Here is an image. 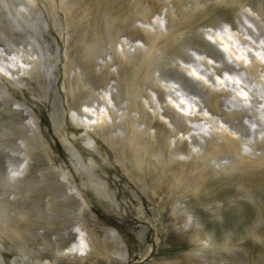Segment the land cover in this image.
Instances as JSON below:
<instances>
[{"label":"bare ground","instance_id":"obj_1","mask_svg":"<svg viewBox=\"0 0 264 264\" xmlns=\"http://www.w3.org/2000/svg\"><path fill=\"white\" fill-rule=\"evenodd\" d=\"M13 1L14 11L18 16L28 18V21L30 18L32 20L36 18L35 7L41 5L39 10L41 13L43 11L45 12L43 15L47 14L46 19H48L51 28H56V26L51 24V20L53 19H55V21L57 20L60 25L59 15H62V18L66 20L68 14L79 13L78 25L81 26L80 29L84 30L89 20L92 21L98 29L93 35V40L89 41L91 44L98 43L101 39H103V41L108 40L109 38L107 37L103 38V36H106L108 30L109 32L116 30V35L124 32V30L128 31L130 29V22L134 19H140L143 23L150 22V14L153 13L155 8V4H153L146 12L147 14L145 12L142 14L138 13V9H140L138 3L142 1L151 2L150 0H26L28 7L24 5L23 9H19L18 7L21 1ZM172 2L180 8L184 5V0H172ZM118 3L119 5H117V8H110L108 11L103 10V8L109 4L114 5ZM29 4L31 9L29 8ZM185 10L187 9H182L180 11L181 15L174 22L173 28L167 31L162 30L159 22L151 23L153 26L152 29L141 28L144 33L142 40L148 47L144 48L137 46L134 52L125 50L129 53V57L119 59V67L121 66L124 69L126 82L130 89L127 96L129 102L124 105L125 107L120 108V110L122 109L121 119L122 121H126L128 127L125 138H120L118 140V145H115L113 140L107 141L110 147L113 148L111 152L109 151V153L105 155L98 151V147L95 146V150L93 149L94 151L91 155L90 163L87 164L99 180H94L89 177V175L83 174L74 157L57 152V147L51 144L47 139L38 137L35 140L28 139L18 144L15 143L10 136L0 137V155L11 159L18 157L21 160H26L28 163L30 156H25L21 154V152H6L5 148H14L17 150L30 149L32 150L31 156L35 155L40 159L39 164L33 165L28 163V166L21 171V174L13 176V179L8 177L6 173L4 177L0 175V192L2 194V198H0V257L2 261H0V264H77V260H79L77 257L78 254L75 253L73 249L69 252H64L63 250L61 252L60 249L68 238L73 236V228L71 229V227H76L78 225V227L83 230V228H81L83 226L78 224L79 216L76 214V205L79 204L76 198L77 195L82 193L81 196L86 197L87 193H92L95 199L94 201L92 200V203L94 202L97 205L103 204L107 207H109V204L113 206L114 200L112 192L109 191L107 183L106 187H104V184H102L104 180L97 175L98 173H102L101 171L103 168L106 169L109 167L118 169L124 180L138 192L139 199L148 202V204L155 203V199L159 196V191H162L165 196L156 203V208L159 210L158 212L161 217L165 214L166 208L177 204V201H180L179 199L182 196L195 195L198 191L196 184L199 178L205 173H207L209 177V167L208 172L204 170V164H201L200 167L193 172L185 170L176 171L174 169L175 162L178 160L173 156V153L184 149L182 145L186 142L184 138H180L175 134V130H188V128L185 127L184 124H180V120L177 119L178 115L174 114L171 109H169V106H175V103L178 106L192 105L199 107V111H202V106H200V104L203 103L205 107L210 109L208 110L209 112H216L225 119L233 121L234 123L230 126L236 129V131L238 130L237 132L241 133L245 138L251 136L253 132H258L260 129L263 130L264 122H262L258 117L257 111H255V107L260 102L256 90H252L251 106L242 110H238L236 106H234V100L227 99L224 102L221 101L219 93L221 92L227 95V89L223 87L224 85L235 87L240 82L245 83L248 81H254L252 85L258 89H263V73H260L259 69L263 65L259 58L264 59V54H259V52L263 51L264 48H255V50H258V54L254 55L251 49L249 50L250 47L238 48L235 44L233 45V41L228 38L230 35L227 33L225 34L226 31L222 30L218 33L219 30L216 29L212 32V38L215 42L223 46L233 63H229L225 57L219 53L217 49L211 47V45L210 47L206 45L198 47L197 50L215 58L216 61L218 60L217 63L219 64L210 63V61L203 56L196 58V56L189 55L183 49L185 41L189 40L184 39V36L189 35L198 24L196 20L198 10L194 12L191 11V13ZM93 15H95V19L92 18ZM244 15L245 19L242 17L238 18V24L236 22L232 23L233 29L235 28V33L233 30V32L230 31V34L239 41H243L242 43L248 45L251 43L250 39L259 40L257 38L258 34L251 26L252 23L255 21L256 25L258 26L259 24L261 27L262 24L250 13L244 12ZM19 25L21 28H24L25 24L19 21ZM58 28L59 26L56 28L57 31H59ZM68 29V24H64L63 30L67 31ZM87 29L89 30V27ZM258 30L260 35L264 33L262 29H259V26ZM221 32L223 33L221 34ZM133 37L132 35L131 38ZM190 39L191 41H189L192 43H207L203 41L201 35L195 34V36L193 38L190 37ZM0 45L4 48V51H10L14 47L8 42H5V44L0 43ZM85 45L86 44L83 45V48H80V45L78 50H76V55L74 59L70 61V64L72 61L77 62L82 57H87L88 59L90 46ZM158 48L161 49V56L157 53ZM48 50L49 55L45 59H40L37 55L34 57V53L31 52L33 51L32 48H30V50L26 49V55H24V57L29 61L25 70H29V73L33 71L36 73L39 83L34 86V90L39 93L43 103L48 106L52 104L55 108V106H57L55 103L56 97L53 96L52 86L56 81L63 83L65 78H67L66 72L68 70L67 64L64 63L66 60L62 58V55L60 54L59 57H54L50 50V45ZM177 53L183 58V61L189 60L188 62H191L192 65L184 67L178 63L171 64L169 61L171 58L170 55ZM137 56H140V60H137ZM109 62L98 64L100 70L107 69L110 65ZM201 66L205 68H201ZM155 68L159 71L160 76H167L168 74L177 84H168L166 86L158 84L157 78L153 75V70ZM222 69L233 72V77L229 76L230 79L221 76L220 72ZM50 70H54V77L48 76L50 75ZM185 70L189 71L193 77H196L197 81L186 77L184 74ZM240 70H243V73H240ZM261 71L263 72L264 69ZM215 75L219 76L215 78ZM109 76H117V73H109ZM253 78H256L258 81L253 80ZM196 82L200 83V87L197 86ZM259 82L263 84V88ZM144 85L156 90L160 100L163 99V93L164 95L168 93L171 97V103L162 104V114H166L170 117L174 130H168L167 137L162 135L161 138L164 139L162 141L158 139V128L153 132L154 138H152V133L148 130L150 126L154 127L158 124L157 117H159L160 111L156 110L155 106H158L157 103L154 104L151 100L148 101V104H150L149 106L151 108H154V113L150 114L147 111L146 104L140 99L141 95H147L143 89ZM217 88L221 89L217 90ZM66 90L65 88V90L62 91L64 95L68 92V90ZM182 90L186 92L185 94L192 102L184 104L182 100L179 99L180 96H178V92ZM112 93H110L111 100L114 106H117L119 105V102H117L119 95ZM90 95L94 97L96 101L99 100V96L96 94L91 93ZM235 97L238 100H247L245 96L242 97L235 94ZM102 100L104 106H108L105 96H102ZM132 109H135V112L138 113L139 116L132 115ZM118 111L119 109H110V113L112 114ZM78 113L80 116L78 115L76 118L70 117L69 119L72 120L73 126L82 132L79 137L74 136L71 138L74 143L77 145L79 144L78 146L81 147L79 140L83 135L90 134L92 129L89 126L91 124H99L98 127H102L100 125L102 114L99 109L95 111L79 110ZM196 118L208 120L206 115L196 116ZM245 118L248 120L246 121ZM78 119L81 122H78ZM135 121L142 122L144 127H137ZM253 121L257 124L258 129L251 127ZM214 122L222 129V132L215 133L216 138L219 137L222 139V146L214 142V140H207L208 138H206L204 143H200V145L203 144L208 155L214 153L217 155V153L222 154L227 152L230 155L233 154L238 157V155H240L238 150V139L229 134V131L224 127L221 120L217 119ZM214 122L213 120L210 121V123L213 124ZM25 128L29 129L30 127L26 124ZM59 131H62V127L59 128ZM8 133L10 132H6V134ZM175 135L174 147H172L170 144V136L172 137ZM93 136L94 139L98 140V143L101 142L99 134L93 133ZM260 136L262 137V134ZM191 137L193 142H198L194 135ZM261 140H264V136ZM256 141L258 142V138H256ZM84 146L87 147L88 150L92 148L86 144ZM252 146H256V144H252ZM157 149L162 151V161L158 159L157 155L156 157L154 156L153 151ZM97 153L98 155H96ZM196 153L198 155L200 151ZM240 160L243 163L245 162L246 166H240L239 170H237V167L231 166L228 170L229 173H238V177H245V174H259V164L257 161L247 162L244 158ZM227 163L226 161L224 162V164ZM260 164L263 165L264 162ZM247 165H255L256 167L248 169ZM65 166L68 167L67 172L65 171ZM12 171L18 173L20 169H13ZM59 177H61V180ZM148 178H150V187L146 185L149 180ZM93 181H96L98 184H93ZM97 185H100L101 191L98 190ZM100 192H103V195ZM125 194L133 203L126 202V207L124 202L119 201L118 205L115 207V209L117 208V213L121 216H128L130 215L129 209L132 208V213H135L140 218H144L142 207H136L137 200L131 197L132 195H129V193L125 192ZM160 201L166 202L159 204ZM83 203L87 207L92 205L88 200H83ZM176 211H178V207L174 208L172 215H175ZM51 235L55 236L54 240L50 238ZM108 239L110 240V238ZM93 240V237L87 240L91 248L88 255H90V257L103 255L108 259V240L103 239L102 241L104 252H100L99 249L97 251ZM91 245H93V248ZM11 257H13V262L11 261ZM49 259H52V262ZM129 260L130 258L127 259V261ZM135 261L139 260L136 259Z\"/></svg>","mask_w":264,"mask_h":264},{"label":"rangeland","instance_id":"obj_2","mask_svg":"<svg viewBox=\"0 0 264 264\" xmlns=\"http://www.w3.org/2000/svg\"><path fill=\"white\" fill-rule=\"evenodd\" d=\"M19 1H21V4L18 5L19 9H23L24 5H28L26 0H18V2ZM150 1L151 2L142 1L141 3H138L140 6L138 13L141 14L143 12L146 13L149 8L155 4L154 11L150 14V22L143 23L140 19H134L130 22V29L128 31L124 30V32L116 35V30L113 32H109L108 30L106 36H103V38H109L108 40L103 41V39H101L98 43L91 44L89 41L93 40V35L98 29L90 20L87 21L84 30L80 29L81 26L78 25L80 17L79 13L68 14L66 20L65 18H62V15H59L60 25L57 20H51V24L56 26V28L59 26V31H57L56 28L50 27V23L48 19H46L47 14L43 15L45 12L43 11L41 13L39 10L41 5L35 7L36 18L34 20L30 18L28 21V18L23 16L20 17L14 11L12 4V2H14L13 0H0V43L5 44V42H8L14 46L10 51H4V48L0 45V77L3 78V80L0 78V106L2 108L5 106H11L13 110H16L17 106H31L35 114H37V112L39 113L44 108L43 106H48L41 101L42 98L39 93L34 90V86L39 83L36 73L34 71L31 73L25 72L27 71L25 70V66L28 62L24 57V55H26L25 50L32 48L33 51L31 52L34 53V56L37 55L40 59H45L49 55V45L54 57H59L60 54L63 56L65 54L67 67L69 65L67 68L68 71L66 72L67 78H65L63 83L59 84V81H56L52 86V92L54 93L53 96L56 97L54 98L57 106L54 109V106L49 104V110H45L48 112L52 129L43 127V132L47 138L53 140L58 139L63 152L75 157L79 169L91 177L94 174L89 169L90 166L87 164L89 163V157L86 156V160H84L82 155L73 147L69 139L71 133H68L66 129L68 108L65 111V106L75 105L79 106V109H87L88 106H104L102 96L107 98L108 106H114L110 96V93L112 92L119 95L117 98L119 105L117 106H124L129 102L127 96L130 89L126 82L124 69L121 66L119 67V59L129 57V53L126 51L134 52L137 46L144 48L148 47L142 40L144 33L141 28L152 29L153 26L151 23L159 22L162 30L167 31L168 29L173 28L174 22L180 17V11L182 9H187L185 11L190 13L191 11L194 12L198 10L196 15L198 24L189 35L184 36V39H189L191 41L190 37L193 38L195 34L201 35L203 41L207 42L206 46L210 47L211 45V47L217 49V51L221 53L229 63H233V61L225 51L220 50L218 43L210 36L215 29L225 30L228 27H231V30H234L235 33V28L233 29L232 23L236 22L238 24L239 17L245 19L244 12H247L262 24V27L259 24L258 26L259 29L264 31V0H184L182 8L173 4L172 0ZM117 5H119V3L114 5L109 4L104 7L103 10L108 11L110 8H117ZM29 8L31 9L30 4ZM92 18L95 19V15H93ZM18 20L22 24H25L24 28L20 27ZM64 24H68L69 29L67 31L63 30ZM251 26L258 34L257 38L259 40L250 39L251 43L247 45L242 43L243 41L241 42L234 38L231 34L229 39H231L233 45L235 44L238 48L250 47L249 50L251 49L255 55L258 54V50H255V48H264V33L261 35L259 34L258 26L255 21ZM88 27L89 30L87 29ZM132 35L134 36L133 38H131ZM189 40L185 41V45L183 46V49L187 54L196 56V58L203 56L204 58H207L210 63L218 62L215 58L197 50L198 47H202L205 44L200 42L192 43ZM84 44L90 46L88 59L87 57H82L77 62L72 61L70 64V61L73 60L76 55V50H78L80 45V48H83ZM25 45L26 48H24ZM157 53L161 56L160 48L157 49ZM260 53L264 54V50L259 52V54ZM170 56L171 58L169 61L171 64L178 63L184 67L192 65L191 62H188L189 60L183 61V58L178 53L171 54ZM137 60H140V56H137ZM259 60L263 65L259 69L260 73H263L262 79L264 81V71H261L264 69V59L259 58ZM105 62H109L110 65L107 69L100 70L98 64H104ZM201 68L205 67L201 66ZM112 72H116L117 76H109V73ZM49 73L50 75L48 76L54 77V70H50ZM240 73H243V70H240ZM23 74L25 75L24 77ZM184 74L186 77L197 81L196 77H193L189 71L185 70ZM153 75L157 78L158 84L162 86L177 84L173 78L168 76V74L167 76H160V73L156 68L153 70ZM220 75L230 78L229 76L233 77V72H228L226 69H222ZM217 76L219 75H215V78ZM198 77L201 78L200 76ZM253 80L258 81L256 78H253ZM4 81L10 87V90L5 89ZM253 83L254 81H248L245 83L240 82V85L238 84L235 87L224 85L223 87L227 89V95L220 92L219 98L223 102L227 99L234 100V106H238L241 109L244 106H251L252 90H256L260 101L257 106L264 107V85L259 82L263 89H258L252 85ZM196 84L200 87V83L196 82ZM65 88L68 92L64 97L62 91L65 90ZM221 88H217V90ZM143 89L147 95H141L140 99L146 104V106L150 105L148 104V101L150 100L153 101L154 104L157 103L158 108H160L162 104L171 103V97L168 93H165V95L163 93V99L160 100L156 90L146 85L143 86ZM91 93L99 96V100L96 101L94 97H91ZM185 93L186 92L183 90L178 92V96H180L179 99L186 104L192 102ZM235 94L242 97L245 96L247 100H238L235 97ZM200 106L205 105L201 103ZM148 110L153 112L149 108ZM205 110L207 109H204V111ZM256 110L258 113L260 112V117L262 118V116H264V109L261 110L260 108H257ZM58 112L62 115L61 124L64 123L66 126L61 134L60 132H56V128L60 126L58 122L59 118L57 119ZM69 113L70 116H76L77 110L69 109ZM217 115L218 114L216 113L214 114L215 117L220 116ZM8 116V114L0 116V135L6 131L10 132L13 138L14 136L16 137L14 141H17V139L18 141H21V139L27 135L33 138L36 136L31 131L25 130L24 127H22L24 130L19 129L21 123H19L17 119L20 117L18 113L12 117ZM106 119L108 121L111 120L107 116ZM159 119L160 126L163 122L168 129H174L172 124L169 123V117H167L169 121L162 116ZM15 120H17L16 123ZM184 121L187 126L190 127L191 125L195 127L198 123H204L206 120L201 122L193 120L190 122L187 118H184ZM116 122L117 124H115L112 129L109 130V128H107L105 131L101 130L103 138L114 135L123 137V130H126L127 128L125 127V122H122L121 124L120 119H117ZM23 123H29L28 115L23 120ZM226 123L227 125L229 124L228 122ZM53 125L55 126V129ZM148 130L149 132H154L155 129L150 128ZM38 133L41 134L40 130H38ZM193 133L200 132L194 130ZM176 134L181 136L185 135L188 138L186 148L173 153L174 157L178 159L174 167L176 171L185 170L193 172L200 167L201 164H204V170L208 172L210 164H214L216 167L222 166L220 167V170H216L212 167L209 171V177L207 173H205L199 178V181L196 184L198 191L195 195H184L180 198V201H177L176 206L184 208L181 212L183 214H181V218L177 221H172L171 212L174 208H172V206L166 208L165 214L162 216L165 219H162L164 220V226H160V234H153L150 232V226H156V222H154L155 220L160 221L161 215L156 208V203L165 196L164 193L159 191V196L155 199V203L151 205L148 204L149 206L145 204V207L142 206L141 201L136 198L137 195L134 190L131 191V186L126 183H121V187L128 189L127 192H130L131 195L137 199L138 205L136 207H144L143 216L145 219L138 218L132 214H130L131 216L127 219L129 222H133V226L130 230L133 231L131 232L133 233L134 239H137L136 254L139 253L141 257L146 255L149 256L152 250V241H158L161 237L164 239V242L157 246L155 256L152 257L150 261L143 262L142 264H264V179L262 178V175L259 173L258 175L256 174L257 176L249 174H245V177L233 176L228 172L230 167H227V164L223 165V162H230L228 165L237 167V170H239L242 165L239 164V160H236L234 156L229 155L227 152L222 154L219 153L217 155H208L206 149L202 148L203 150H200L199 156L191 157L188 150H198L200 148V145L198 144L204 142L203 138H201V134L198 136L199 143H193L192 140L189 139L188 132L184 129L178 130V132L176 131ZM204 135H208L207 137H209V134H206V131H204ZM170 139L171 143H173L174 137H171ZM82 142L89 144L90 138L85 137ZM103 143L108 145L105 142ZM114 143L116 145L119 144L116 140ZM240 147L243 153H251L250 151H252L247 144L246 139L242 138L240 141ZM153 152L154 156L156 157L157 155L158 159L162 161V151L157 149ZM253 152L261 158H264V143H260L256 146V148L253 149ZM12 163H15L18 166L20 165L18 160H16V162H10L7 158L2 156L0 160V171H7L10 169ZM252 168H254V166H248V169ZM112 172V177L117 179L115 174L116 171L112 170ZM214 172H216L214 176L215 179L213 177ZM234 174L236 175L238 173ZM106 175L107 174H104V177H107ZM148 179L146 185L150 187V178ZM93 183L97 184L95 181ZM111 185L112 188H117L115 184L111 183ZM97 188L101 191L99 185H97ZM247 193H249L253 199L247 198ZM123 198V195H121L120 200H123ZM165 202L166 201H160L159 204ZM252 203H256V205ZM260 207L261 209L259 210L258 208ZM104 208L107 209L108 207L101 206L100 209L92 208L87 212L86 219L89 220L90 226L93 228L95 227V230L99 232L102 227L99 216L100 214H105L103 213V210H105ZM82 209L83 205L80 207V221L84 220ZM129 210H132V208ZM107 215L110 216L111 220L114 219L116 222H121V220L118 219L121 217L113 210L110 209V214ZM247 223H251V225L246 226ZM199 234L200 238H198ZM166 237L169 242L171 239L173 240L171 247L166 245ZM115 240H117L119 244H121V247H124L126 251L125 244L119 240L118 237H115ZM110 241L112 244L110 246L111 254H116L117 251H123L121 249L118 250L119 247L116 241L113 239H110ZM121 252L118 254H121ZM96 264L108 263L99 260ZM113 264L120 263L116 262Z\"/></svg>","mask_w":264,"mask_h":264}]
</instances>
